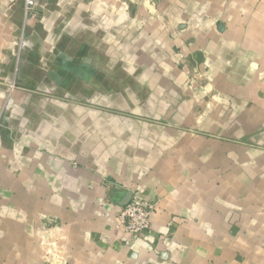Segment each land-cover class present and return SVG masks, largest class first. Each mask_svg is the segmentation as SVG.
I'll use <instances>...</instances> for the list:
<instances>
[{"label":"crops","instance_id":"crops-1","mask_svg":"<svg viewBox=\"0 0 264 264\" xmlns=\"http://www.w3.org/2000/svg\"><path fill=\"white\" fill-rule=\"evenodd\" d=\"M34 1L27 12L25 0H0V264H264V130L260 155L234 161L216 139L228 133L202 132L177 99L185 81L173 99L154 97L151 80L121 79L156 66L120 61L169 48L161 22H138L145 4ZM184 2L226 8L191 18L194 48L224 39L232 63L264 71V0ZM252 104L246 129L264 127V97ZM136 198L156 209L150 231L132 236L118 215Z\"/></svg>","mask_w":264,"mask_h":264},{"label":"rangeland","instance_id":"rangeland-1","mask_svg":"<svg viewBox=\"0 0 264 264\" xmlns=\"http://www.w3.org/2000/svg\"><path fill=\"white\" fill-rule=\"evenodd\" d=\"M125 8L129 10L131 3H141L146 5V10H140L137 8L136 15L142 16L138 22L142 25H146L143 16H152L156 21L162 23L165 31L164 41L168 43L165 53L161 54V51L153 53L151 57H135L131 56V62L120 61V64L134 67V64H138L139 60L147 62H153L154 70L152 72L137 71L136 73L130 71L121 72V79H128V76L136 77L138 81H152L153 88H150L154 97L167 96L169 98L181 96L182 92H186V88L179 87L180 80L185 81L187 95L184 98H177L182 101L188 102L190 111L196 114V121H200V128L202 132L209 133V127L218 132H227L228 134H217L216 139L230 143L233 146V159L243 160L244 157L248 159H256L260 154L257 151L259 141L257 140V133L264 130V127L256 126L252 128L247 125L249 120L244 119L247 112H251L252 108H257V105H253L256 97H264V71H255V62L250 63H232L230 51L222 48L224 39H207V45L201 47H193V43H196L197 39L192 38V28L190 20L192 17L198 18L207 16L208 11L213 12L218 19L223 18L226 14V8L216 7L209 8L206 4L200 8L186 7L183 8L182 4L186 3L184 0H117ZM205 1V0H201ZM251 10V9H250ZM183 12L187 14V18L184 19ZM143 13V14H142ZM178 18V21H184L186 30H189V37L185 34H181V31L174 26L170 21L174 23L177 19L170 18L169 16ZM168 17L171 19H168ZM190 24V26L188 25ZM141 25V24H140ZM250 27V26H249ZM227 28L224 22L217 20L215 23L214 31H216L218 38L224 36ZM214 43V44H213ZM210 46H209V45ZM225 53L227 54L224 57ZM96 59V58H95ZM89 59L90 64L97 63V60ZM126 63V64H125ZM159 63L166 69H159ZM132 81V84L134 82ZM260 80V81H259ZM161 81L168 87L165 88L161 85ZM168 81V82H167ZM260 82V84L258 83ZM167 82V84H166ZM257 83V85H255ZM139 85V84H138ZM138 91L137 87H122L121 91L124 93L126 90L133 92ZM144 90V89H141ZM145 91V90H144ZM253 98V99H252ZM158 104L157 106H160ZM130 107V105L125 104ZM142 111L147 110V105L142 103ZM168 106L175 108L176 103L172 99H169ZM127 107V108H128ZM256 111V109H255ZM261 111V109H259ZM264 111V108L263 110ZM207 127L206 125H208ZM216 126V127H215ZM193 128V127H189ZM243 149V151H242ZM239 166V165H234ZM234 171H236L234 169ZM49 260L44 263L47 264ZM54 264V262H53Z\"/></svg>","mask_w":264,"mask_h":264},{"label":"built area","instance_id":"built-area-1","mask_svg":"<svg viewBox=\"0 0 264 264\" xmlns=\"http://www.w3.org/2000/svg\"><path fill=\"white\" fill-rule=\"evenodd\" d=\"M26 10L30 12L35 6L34 0H25ZM156 209V203L150 200L134 199L123 206L118 215V226L127 234L141 235L151 229V218ZM47 264H53L51 259Z\"/></svg>","mask_w":264,"mask_h":264}]
</instances>
